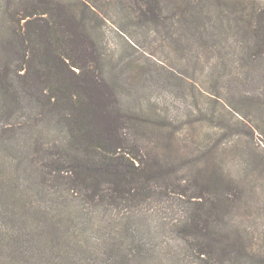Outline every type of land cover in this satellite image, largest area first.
I'll return each mask as SVG.
<instances>
[{"label": "trees", "instance_id": "16d2710c", "mask_svg": "<svg viewBox=\"0 0 264 264\" xmlns=\"http://www.w3.org/2000/svg\"><path fill=\"white\" fill-rule=\"evenodd\" d=\"M166 1H174L170 16ZM224 1L231 4L130 0L129 13L137 24L166 31L175 43L183 39L179 48L169 39L175 58L185 62L183 72L172 69L171 74L176 94L194 98L190 117L210 115L198 97L226 105L225 96L237 95L244 101L257 98L264 106V90L248 89L258 77L264 81V0ZM96 2L0 4V146L19 153L27 146L21 139L27 133L32 150L21 161L35 174L30 194L19 177L5 176L8 157L0 156V209L24 224L29 214L34 228V241L26 231L4 239L9 242L4 264H264L247 234L230 227L244 194L213 160L228 136L197 154L188 150L189 156L144 147L145 141L156 145L160 140L168 142L165 149L174 148L185 129L172 126L175 116L159 117L158 123L125 107L121 84L137 88L136 80L146 75L139 65L122 67L120 61L112 67L116 72L109 68L113 64L100 38L106 17ZM129 67L136 68L134 74L121 78L120 71ZM217 114L214 109V118L206 122L219 131L224 124ZM195 117L184 123L193 133L202 121ZM156 197L176 198L184 210L166 228L178 242L167 256L158 254V231L139 215Z\"/></svg>", "mask_w": 264, "mask_h": 264}, {"label": "rangeland", "instance_id": "374dc122", "mask_svg": "<svg viewBox=\"0 0 264 264\" xmlns=\"http://www.w3.org/2000/svg\"><path fill=\"white\" fill-rule=\"evenodd\" d=\"M224 2L226 5L231 4L221 0V3ZM4 3L5 0H0V4ZM174 7V1L165 2L164 10L167 16H170V12ZM96 8L101 10L106 17V22L101 26L100 38L104 44L105 52L113 64L109 68L115 71L112 67L114 63L120 61L122 67L127 64H130V66L139 65L142 67L141 72L146 75V78L141 77L140 80H136L137 88L133 89L123 83L121 84L125 88L122 93L123 102L126 103L125 107L131 110L129 111L131 113L135 111L143 116L146 115L149 119L158 123L160 122L159 117L168 116L174 119L175 116L176 120L172 126L185 129L176 136V140L172 144L174 148L165 149L168 142L163 144L159 140L155 143L156 145H154V142L146 143L148 141H145L144 147L146 149L150 151L155 149L156 153L162 152L163 154L171 149L174 156H176V153L185 156L188 155V150H192L194 154H197L198 149L203 148L204 145L211 144L222 137L223 134L226 137L228 136L223 145L219 146L220 150L214 155L215 157L213 156V160L215 163L221 164L222 174L226 178H233L241 184L244 194L241 203L237 204L234 209L230 227L235 226L244 235L247 234L246 239L251 243L256 254L255 257L264 258L263 104L260 106L257 98L244 101L237 95L225 96L223 100L226 105L233 108L231 110L218 98L203 97L201 99L198 97L197 102L206 107V112H209L210 115L204 117L196 115L195 117V114H193L190 117L188 112H192L194 98H184L176 94L174 86L177 87V81L171 74L172 72L175 73L173 70L177 72L184 71V68L180 65L184 61L178 62L173 50L169 49L170 43L173 48H179L183 39L180 38L175 43L171 38H168L166 31L157 33L154 31L155 26L153 25H151L152 28L147 29L137 24L129 13L130 0H97ZM210 9L213 13L214 8L211 7ZM167 22L169 21L167 20ZM130 60L134 63L124 64ZM133 67H129L123 72L120 71L121 78L133 75V70L136 69ZM191 71L189 68L190 74ZM201 80L202 78L198 79V83ZM181 86L185 85L181 84ZM248 89L259 93L264 90V81L258 77L255 84ZM235 108H240V111L235 112ZM214 109L220 112L216 116L218 118L221 116L220 121L224 124L222 129L219 130L222 134L215 130L214 126H210L209 122H206L214 118L212 115ZM194 117V120H202L196 123L195 133H193L192 128L188 129V126L184 124L188 123V120L191 121ZM214 122L212 123L216 126L217 122ZM165 127L168 128L170 126L167 125ZM229 129L231 133H229ZM27 136L29 135L26 133L21 137V139L23 137L26 139L27 146L22 148L19 153L5 146H0V156L8 157L3 162L5 176L10 177V179L11 176H13L12 178L14 176L19 177L21 184L29 186V189H32L30 194H33L35 188L34 184H32L35 175L33 167L28 165L25 160L21 161L23 153L30 150V141H28ZM46 138L52 140L53 135L48 134ZM164 141L166 140L164 139ZM182 150L185 151V154L182 153ZM211 160L209 159L208 162ZM9 173L11 176L8 175ZM178 202L180 201L176 198L170 200L169 197H156L148 201L139 210V215L143 216L140 219L149 224L151 228L155 227L154 229L158 231L155 235V241L157 243L160 242V249L158 250L160 256H167L169 252L175 251L178 245V242L173 238V234L166 229L167 227L168 229L171 228V224L176 223V220L180 219L183 214V206L181 207ZM28 217L29 214L26 215V224H24L19 222L18 218L14 219L9 216L7 211L0 209V247L2 248H0V264L5 263V261L3 262L5 253L3 248L9 244L8 241L4 240L8 235L17 231H26V234H31V238L34 241V228L31 224L29 225ZM41 226L43 227V225ZM47 232L48 229L43 232L44 237H46ZM144 264H153V262L146 261Z\"/></svg>", "mask_w": 264, "mask_h": 264}]
</instances>
